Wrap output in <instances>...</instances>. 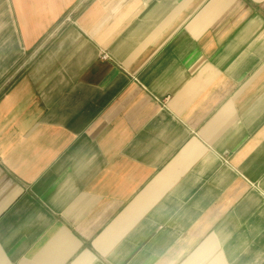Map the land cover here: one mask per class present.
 Instances as JSON below:
<instances>
[{
	"label": "crops",
	"instance_id": "crops-1",
	"mask_svg": "<svg viewBox=\"0 0 264 264\" xmlns=\"http://www.w3.org/2000/svg\"><path fill=\"white\" fill-rule=\"evenodd\" d=\"M0 264H264V0H0Z\"/></svg>",
	"mask_w": 264,
	"mask_h": 264
}]
</instances>
